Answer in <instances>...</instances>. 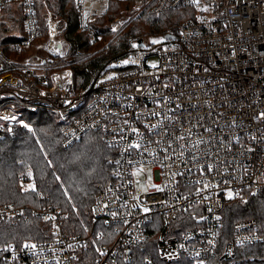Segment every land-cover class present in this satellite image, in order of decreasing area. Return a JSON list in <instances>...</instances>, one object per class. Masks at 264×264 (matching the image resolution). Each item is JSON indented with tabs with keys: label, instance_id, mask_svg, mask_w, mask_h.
I'll list each match as a JSON object with an SVG mask.
<instances>
[{
	"label": "built area",
	"instance_id": "1",
	"mask_svg": "<svg viewBox=\"0 0 264 264\" xmlns=\"http://www.w3.org/2000/svg\"><path fill=\"white\" fill-rule=\"evenodd\" d=\"M108 1L73 0L77 29L91 41L145 9L192 12L171 38L132 39L124 56L77 88L69 68L45 71L68 51L66 19L48 0H0L12 54L0 51V70L12 69L0 74V97H9L0 103V131L29 128L24 110L44 107L61 121L64 147L98 130L117 152L91 226L65 233L54 210L30 208L51 220L53 237L1 247L2 264H87L81 248L95 254L90 264H119L153 233L165 262L206 264L219 245L220 259L230 260L238 246L263 242L264 225L253 218L234 221L222 238L226 204L264 198V0H129L97 25ZM149 170L142 190L136 181ZM19 184L27 185L22 176ZM20 214L24 208L0 206V221Z\"/></svg>",
	"mask_w": 264,
	"mask_h": 264
},
{
	"label": "trees",
	"instance_id": "2",
	"mask_svg": "<svg viewBox=\"0 0 264 264\" xmlns=\"http://www.w3.org/2000/svg\"><path fill=\"white\" fill-rule=\"evenodd\" d=\"M128 3L129 0H109L108 8L98 18L97 25L109 22ZM48 4L67 21L63 36L68 43V51L63 57L53 58L45 71L69 68L77 88L90 83L109 63L124 56L132 47V39L154 35L174 36L179 24L192 12L183 7L160 13L145 9L117 32L109 33L101 29V40L91 41L84 30L77 29L78 14L73 0H48ZM6 30L8 27L0 19V51L8 57L7 42L10 38L3 36ZM9 71H12L11 66L6 65L0 74ZM8 99L0 97V103ZM23 116L30 124L29 128L15 127L0 131V206H16L26 211L25 215L0 221V248L29 240L52 239L51 220L31 214L30 208H50L57 213L60 227L65 233L82 234L85 227L91 226L95 196L109 182L116 169V149L103 141L98 130H88L77 142L64 147L62 123L56 113L39 107L35 111L24 110ZM21 176L27 183L26 187L19 184ZM255 196L244 203L232 201L226 204L223 240L232 235V224L236 220L253 218L260 229L264 225V198ZM111 232L114 234L113 229ZM156 245V233L148 235L132 246L127 251V257L122 258L119 264H190L186 259L162 261L157 255ZM220 246L209 255L206 264H264V241L238 246L230 260L220 259ZM79 253L80 259L87 260V264L95 256L94 253L87 256L83 248Z\"/></svg>",
	"mask_w": 264,
	"mask_h": 264
},
{
	"label": "rangeland",
	"instance_id": "3",
	"mask_svg": "<svg viewBox=\"0 0 264 264\" xmlns=\"http://www.w3.org/2000/svg\"><path fill=\"white\" fill-rule=\"evenodd\" d=\"M95 1H98V0H95ZM2 18H6L5 15L2 16ZM14 27H16V24H14ZM163 38V36L161 35H154V36H149V37H146L144 38L147 42H153V41H160L161 39ZM9 56H12V54L9 52ZM149 173H150V170L149 172L147 173V175H143V174H140L139 176V180L136 181V185L137 187L141 188L142 190H145L148 182L150 181V178H149ZM46 208V207H45ZM93 232H95V230L93 229Z\"/></svg>",
	"mask_w": 264,
	"mask_h": 264
},
{
	"label": "water",
	"instance_id": "4",
	"mask_svg": "<svg viewBox=\"0 0 264 264\" xmlns=\"http://www.w3.org/2000/svg\"><path fill=\"white\" fill-rule=\"evenodd\" d=\"M171 37H172L171 35H166V36H165V38H171ZM139 44H140V45L142 44V43H141V40H140Z\"/></svg>",
	"mask_w": 264,
	"mask_h": 264
},
{
	"label": "snow or ice",
	"instance_id": "5",
	"mask_svg": "<svg viewBox=\"0 0 264 264\" xmlns=\"http://www.w3.org/2000/svg\"><path fill=\"white\" fill-rule=\"evenodd\" d=\"M158 41H153V43H157ZM136 45H133V47H135ZM125 63H128V61H125ZM153 67H155V65H153Z\"/></svg>",
	"mask_w": 264,
	"mask_h": 264
}]
</instances>
